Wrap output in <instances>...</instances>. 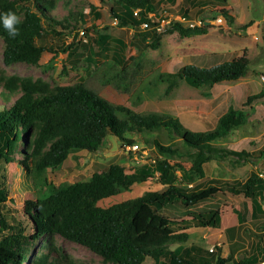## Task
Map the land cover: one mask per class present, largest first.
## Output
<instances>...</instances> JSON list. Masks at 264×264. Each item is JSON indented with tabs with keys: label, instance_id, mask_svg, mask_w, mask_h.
Instances as JSON below:
<instances>
[{
	"label": "trees",
	"instance_id": "1",
	"mask_svg": "<svg viewBox=\"0 0 264 264\" xmlns=\"http://www.w3.org/2000/svg\"><path fill=\"white\" fill-rule=\"evenodd\" d=\"M57 1L27 0V7L22 10L15 2L0 0V14L12 11L22 21L17 25L20 34L16 38L8 35L0 21L7 64H38L45 51H52L46 46L50 39H60L65 35L64 30L76 28L68 16L55 15ZM110 2L111 14L124 28L122 36L97 34L92 39L91 56L77 53L76 46L71 48L75 40L67 45L62 42L65 46L59 49L67 53L73 66L83 60L93 63L94 67L97 65L96 69L102 70L100 77L104 84L120 93H129L131 85L143 78L141 60L127 55L126 32L133 30L132 37L143 39L146 48L158 49L167 33L192 37L205 34L212 27L210 24L191 27L174 21L162 31L157 30L162 19L157 11L162 5V11L193 20L188 7L178 4L177 0ZM186 3L195 5L199 15L209 6L211 12L218 11L214 19L222 15L229 24L234 21L229 9L217 0H187ZM75 21L83 26L88 23L82 14ZM145 21L150 28L141 32ZM77 34L75 31L74 36ZM249 65L250 59L245 53L211 68L186 64L174 73H159L155 81L146 85L149 91H156L157 82L166 83L167 93L181 80L195 88H211L246 76ZM1 83L4 92L0 103V264H24L33 244L55 234L83 245L111 264H144L147 257H151L154 264H264L263 242L255 238L264 231V178L260 176L264 172V146L249 152L216 145L248 122L249 113L244 107L231 105L214 129L196 131L173 115L142 113L125 104L113 103L87 85L85 79L52 86L42 78L13 75L1 77ZM259 95L248 96L242 106L251 104ZM162 130L167 132L170 142L161 137L153 141L154 162L136 166L132 172L116 162L96 165L88 181L78 180L59 189L45 182L48 193L26 200L21 215L9 204V168L15 161L26 174L38 175L59 168L70 155L82 150L97 152L108 133L121 141H129L126 137L129 133ZM21 140L24 147L19 149ZM145 142L151 143L149 139ZM212 159L218 163L230 159L235 165L257 160L262 165L244 182L213 178L210 186L200 187L196 182L205 176L204 165ZM184 161L189 162V166L186 167ZM154 176L163 185L162 190L146 191L109 207L98 205L105 198L129 191L134 184ZM220 192L242 195L251 199L252 204L251 227L246 226L244 212L238 214V228H229L239 237L229 243L227 256L221 255L220 248L214 253L196 243L186 244L190 239L189 229L220 226V210L197 208ZM173 205L180 206L187 215L179 217L182 211L168 213L166 209ZM244 233L249 238L254 236L250 249L245 246ZM239 252L241 257H238ZM36 263L74 264V259L50 240L44 244Z\"/></svg>",
	"mask_w": 264,
	"mask_h": 264
},
{
	"label": "rangeland",
	"instance_id": "2",
	"mask_svg": "<svg viewBox=\"0 0 264 264\" xmlns=\"http://www.w3.org/2000/svg\"><path fill=\"white\" fill-rule=\"evenodd\" d=\"M15 2L19 8L24 10L27 7V0H8ZM219 3H225L223 0H217ZM187 0H177L178 4L188 7L191 19L195 20L198 26L210 24L212 27L207 29V33L192 37H181L177 33L165 34L162 43L158 49L146 48L147 44L141 38H134L133 30L126 32L125 41L129 44L127 55L135 56L142 63V80L131 85L129 93L118 92L111 85L104 84L101 80V71L94 67L93 63L86 60L81 61L78 65L73 66L67 59V53L62 51L61 46L72 44L71 48L77 49V53L92 55L90 47L93 45V38L97 34H108L115 37L122 36L124 30L118 23V20L111 14L110 0L102 2L101 0H58L55 8V15L59 18L68 16L72 25H76L75 29L64 30L65 35L60 39H50L46 45L52 48L51 52L45 51L38 64H29L26 62H15L7 64L4 60V42L0 38V103L3 101L1 93L4 92L1 83L3 76H20L31 77L33 79L42 78L49 82L52 86L73 84L77 81L85 79L87 85L97 91L100 95L116 104H125L137 112L163 113L178 117L182 123L189 129L196 131H207L217 126L218 120L231 105L236 107H244L249 113L248 122L233 132L226 138L216 142L217 146L228 147L234 150H247L253 152L264 146V0H227L228 5L233 7V13L230 15L234 21L229 24L227 20L222 23L218 19H214L218 14L217 10L212 12L210 7L202 14L196 12V6H189ZM160 9L157 11L159 17L168 14ZM101 13V16H99ZM87 20V25H81L75 21L80 15ZM214 20L209 21L208 19ZM221 17L218 16V18ZM202 20H207L204 23ZM186 24V23H184ZM249 27H245V26ZM89 28V30H87ZM257 29V31H255ZM63 30V28H62ZM78 32L74 36V32ZM247 31V32H246ZM141 32H147L142 29ZM75 37V39H74ZM65 42V45H62ZM85 46V47H84ZM57 49H59L57 51ZM250 59L249 70L246 78L251 80L249 86H241L240 89L231 88L235 86L237 81L221 82L211 88H195L190 86L186 81L181 80L176 88L170 93L166 92L167 84L157 82L156 91H149L147 85L157 78L159 73H174L181 66L186 64H194L199 67L211 68L243 54ZM100 59V58H98ZM64 66L66 68L64 69ZM147 84V85H146ZM210 93V95H207ZM251 104H246L250 95H258ZM17 96L12 98L14 100ZM168 134L165 130L158 132L129 133L126 135L129 141H121L114 135L108 133L97 152H88L82 150L72 154L65 163L57 169L46 170L38 175H28L25 170L15 161L10 165V200L11 207L18 210L19 215L24 207L25 201L28 199H36L38 196L48 193L46 183L54 185L55 189H59L65 185H69L78 180L88 181L92 176L96 165H108L109 163H118L124 166L127 172H132L136 166L150 162L155 158L156 149L153 145L155 139L165 138V142H170L166 137ZM149 139L151 143L145 142ZM176 141L179 138L175 139ZM174 140V141H175ZM139 143L144 149L152 150L149 158L141 160V152L137 154L133 151L134 144ZM24 147L21 140L19 149ZM256 148V149H254ZM142 149V150H144ZM155 154V155H154ZM136 155L138 156L136 159ZM18 157V156H17ZM19 158V157H18ZM215 164V159L209 161ZM219 166L221 178L234 177L231 176L227 168L237 173L235 177H239L243 170L238 168L230 159L220 161ZM256 161H243L244 169L252 168L260 170V164L255 165ZM187 167L189 162L184 161ZM235 165V166H233ZM262 165V163H261ZM256 168H255V167ZM100 168V167H99ZM180 174V172H179ZM264 174V172H263ZM156 175V174H155ZM248 177V176H247ZM247 177H244V181ZM46 182V183H45ZM206 185L209 186L207 182ZM163 185L158 181L156 176L149 178L142 183H136L129 191L122 192L117 195L105 198L98 203L99 206L109 207L113 204L132 199L143 195L146 191H160ZM251 199L241 196H235L230 193L219 194L210 199L204 207L212 210H221L223 223L231 224L230 216L236 221L235 211H243L245 213L246 226H250L248 220L250 216ZM180 206L173 205L168 207L166 211L178 212L182 211L179 217H184L187 213H183ZM205 209V208H204ZM189 214V213H188ZM189 216V215H188ZM251 227V226H250ZM217 229L212 228H192L189 231L190 239L187 245L196 243L206 249H210L217 242ZM255 236L256 240L263 242L264 249V231ZM245 246L251 248L252 238L247 237L244 233ZM50 240L54 241L57 247L62 248L63 252L69 254L74 259V264H111L105 263L100 255L92 252L83 245L65 239L59 234L47 236L39 240L31 246L30 255L24 264H38L36 259L43 251V246ZM225 240L224 246L220 252L222 256L229 254V243ZM231 243V242H230ZM174 247V245H173ZM215 250L214 253H217ZM243 252V250H241ZM238 257H241L240 253ZM144 264H154L151 257H147Z\"/></svg>",
	"mask_w": 264,
	"mask_h": 264
},
{
	"label": "crops",
	"instance_id": "3",
	"mask_svg": "<svg viewBox=\"0 0 264 264\" xmlns=\"http://www.w3.org/2000/svg\"><path fill=\"white\" fill-rule=\"evenodd\" d=\"M221 4V6H223V7H225V8H228V9H230L231 11V13H233V7H231L230 5H228V3H227V0H226V2L225 3H220ZM221 6H219V8H222ZM197 12V11H196ZM169 14V13H168ZM165 16V15H164ZM255 31H257V29L255 30ZM247 32V31H246ZM241 82H239V81H237V83H236V85L235 86H230L232 89L233 88H235V89H240V88H242L241 86H244L245 84H246V86H249V85H247V84H249L250 83V81L251 80H248V78H246V76H244V77H241L240 79H239ZM244 84V85H243ZM215 85H217V84H215ZM214 85V86H215ZM254 149H256V148H254ZM257 150V149H256ZM254 151V150H253ZM255 163V165L256 166H258L259 164L261 165V162L259 163H256V162H254ZM258 164V165H257ZM222 165V163L220 162V163H218L216 160H215V164H213V163H210V162H207L205 165H204V173H205V176L204 177H202L201 179H199L197 182H196V184L197 185H199L200 187H207L208 185H206V183L208 182L209 183V186L211 185V180L213 179V178H221V177H218L217 175H216V172L218 173V175L220 176L221 174H220V171H219V166H221ZM233 166H235V165H233ZM237 166V165H236ZM238 168H241L243 171L242 172H240V175H239V177H235V174L237 175V173H235L234 171H232V168H231V170H230V168H227L228 169V172L230 173V174H232L231 176H234V177H229V178H225L226 180H228V181H231V182H244L249 176H250V174L252 173V172H254V171H256L257 169H255V170H253L252 168H248V169H244V168H242V167H245V165H243V164H240V165H238L237 166ZM255 167V166H254ZM256 168V167H255ZM248 176V177H247ZM244 177H247L244 181H242V179L244 178ZM219 194H223L222 192H220V193H218L217 195H219ZM216 195V196H217ZM215 196V197H216ZM214 198V197H213ZM212 199V198H211ZM210 200V199H209ZM209 200H207V201H205V202H203V203H201L197 208L198 209H210V208H206V207H204L205 206V204L209 201ZM250 208H251V210H252V204H251V206H250ZM249 209H248V207H247V209H243V211L241 212V211H235L234 213H236V221H234V218L232 217V216H230V219H231V221H233L231 224H224L223 223V217H222V211L220 210V213H221V223H220V226L219 227H217L216 229L218 230L217 231V238H219V236H218V233L220 232V233H222L223 234V238H222V240H227L226 242L227 243H230V242H236L238 239V237H239V234L237 233V232H233V231H231L229 228L230 227H234V226H236L237 228H238V226L240 225V222H239V218H238V214H241V215H243V213L244 212H247ZM251 210H250V212H251ZM249 221L251 220V217L248 219ZM200 228H203V229H206V228H212V227H200ZM192 229V228H191ZM196 229H198V228H196ZM190 230V229H189ZM188 230V231H189ZM189 233V232H188ZM263 263H264V259H263Z\"/></svg>",
	"mask_w": 264,
	"mask_h": 264
},
{
	"label": "built area",
	"instance_id": "4",
	"mask_svg": "<svg viewBox=\"0 0 264 264\" xmlns=\"http://www.w3.org/2000/svg\"><path fill=\"white\" fill-rule=\"evenodd\" d=\"M149 16L151 17L152 16V13ZM174 21H178V22H180L182 24L186 23L184 25L191 26V27L197 25V23H198V22H196L194 20H186L185 18H182L180 16L167 15V16H164L161 19V21H160V23H159V25L157 27V30L162 31L165 28L166 25H169V24L173 23ZM218 21L220 23H222L223 22V18L222 17H219L218 18ZM141 28L142 29H145V30L146 29H149L150 28L149 22L148 21H145L141 25ZM132 149H133V151L135 153H138L139 151H141L142 152L141 158H144L146 155H148V150H142V147L139 144H134L133 147H132ZM136 158H137V156H136ZM260 176L264 178V174L263 173L260 174ZM218 236H219V238H218L217 242L214 244L213 247L210 248V251H212V252H214L218 248H222L224 246V244H223L224 242L222 240L223 234L219 232L218 233Z\"/></svg>",
	"mask_w": 264,
	"mask_h": 264
},
{
	"label": "clouds",
	"instance_id": "5",
	"mask_svg": "<svg viewBox=\"0 0 264 264\" xmlns=\"http://www.w3.org/2000/svg\"><path fill=\"white\" fill-rule=\"evenodd\" d=\"M167 15H171V14H166L165 16ZM174 16V15H172ZM221 17L223 18L224 20V17L221 15ZM163 18V17H162ZM218 19V18H217ZM0 21H2V25H3V28L7 31L8 35L11 37V38H16L19 34H20V29L17 27V25L21 24L22 21L20 19V17L12 12V11H8V12H5L3 14H0ZM195 21V20H194ZM209 22V21H207ZM196 26V25H195ZM198 26V25H197ZM145 30V29H144ZM227 82V81H226ZM136 144H139V143H136ZM140 145V144H139ZM142 147V146H141ZM142 149H144L142 147ZM144 150H148V149H144ZM141 152V151H139ZM142 153V152H141ZM149 153H150V150H148V155H146L144 158H141V160H144L146 159L148 156H149ZM137 154V153H136ZM142 155V154H141ZM137 156V155H136ZM138 157V156H137ZM137 159V158H136ZM139 160V159H137ZM155 159L152 158L150 159V162H154ZM262 174V173H261ZM263 178V177H262ZM192 186V184L190 185V187ZM224 242V240H223ZM225 243V242H224ZM210 250V249H209ZM218 250V249H217ZM212 252V251H211Z\"/></svg>",
	"mask_w": 264,
	"mask_h": 264
},
{
	"label": "water",
	"instance_id": "6",
	"mask_svg": "<svg viewBox=\"0 0 264 264\" xmlns=\"http://www.w3.org/2000/svg\"><path fill=\"white\" fill-rule=\"evenodd\" d=\"M206 23V22H205ZM210 23V22H207V24Z\"/></svg>",
	"mask_w": 264,
	"mask_h": 264
}]
</instances>
